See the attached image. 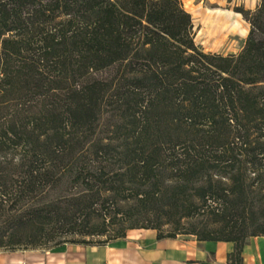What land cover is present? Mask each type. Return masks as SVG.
<instances>
[{
	"label": "trees",
	"instance_id": "trees-1",
	"mask_svg": "<svg viewBox=\"0 0 264 264\" xmlns=\"http://www.w3.org/2000/svg\"><path fill=\"white\" fill-rule=\"evenodd\" d=\"M237 11L224 54L181 0H0V247L205 216L241 264L264 236V0Z\"/></svg>",
	"mask_w": 264,
	"mask_h": 264
},
{
	"label": "crops",
	"instance_id": "crops-1",
	"mask_svg": "<svg viewBox=\"0 0 264 264\" xmlns=\"http://www.w3.org/2000/svg\"><path fill=\"white\" fill-rule=\"evenodd\" d=\"M205 1L215 8L204 7ZM181 2L193 21L199 10L207 16L208 9L216 11L210 21H225L224 10H234L235 21H247L237 9L255 10L260 0ZM235 247L233 241L178 236L160 239L155 229L138 228L104 244L68 242L54 248L0 249V264H236L231 259ZM241 256V264H264V236L250 237Z\"/></svg>",
	"mask_w": 264,
	"mask_h": 264
},
{
	"label": "rangeland",
	"instance_id": "rangeland-1",
	"mask_svg": "<svg viewBox=\"0 0 264 264\" xmlns=\"http://www.w3.org/2000/svg\"><path fill=\"white\" fill-rule=\"evenodd\" d=\"M203 6L209 8H215L210 2H203ZM206 11V10H205ZM202 10H199L198 17L193 21L194 30L196 33V43L207 51L219 52V53H238L250 30V24L248 21H235L236 14L235 11L231 10L230 12L224 10L225 21H210L212 14L216 11L211 9L207 10L208 15L201 13ZM232 18V21H230ZM127 214H119V217L115 220L116 224L102 226L99 225L98 229H104L106 235L86 237L87 240L93 242H99L105 240L107 237H113L117 227H120L122 222L127 221ZM207 219L205 216H200L197 219H182L181 222H178L177 218L174 216H163L150 221L149 223L160 225L159 229L156 230L164 235H168L175 231L178 237L182 238H197L199 239L198 233L202 231H210L214 234H221L223 231L220 229V226L216 223L207 224ZM120 223V224H119ZM147 223V222H146ZM138 229V228H135ZM132 229H126L125 235L129 233ZM190 232H194L190 233ZM71 239H85L80 235L70 236L68 238V243ZM51 244L44 245V248H49ZM21 249L26 248L25 244H22ZM11 246H3L0 249H11Z\"/></svg>",
	"mask_w": 264,
	"mask_h": 264
}]
</instances>
